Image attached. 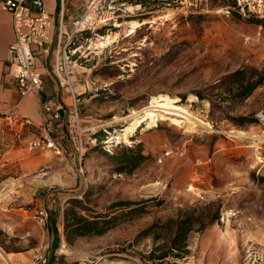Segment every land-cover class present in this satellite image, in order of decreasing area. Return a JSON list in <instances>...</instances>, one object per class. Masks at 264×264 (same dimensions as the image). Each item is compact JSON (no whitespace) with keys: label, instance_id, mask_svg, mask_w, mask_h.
<instances>
[{"label":"rangeland","instance_id":"1","mask_svg":"<svg viewBox=\"0 0 264 264\" xmlns=\"http://www.w3.org/2000/svg\"><path fill=\"white\" fill-rule=\"evenodd\" d=\"M79 2L64 43L74 52L80 128L68 99L63 125L50 132L62 154L31 148L44 124L0 114V264H203L205 248L212 264H264V84L238 100L222 81L238 68L264 67V19L241 16L234 0H100L96 21L74 33L91 0ZM133 20L154 22L127 35ZM109 33L117 41L96 48ZM160 96L178 97L212 127L145 122L129 144L115 138L108 148L135 119L125 117ZM124 201L132 204L115 206ZM41 206L49 228L34 219ZM190 215L188 252L159 259L175 236L170 220ZM82 217L101 231L68 233L66 224Z\"/></svg>","mask_w":264,"mask_h":264},{"label":"built area","instance_id":"2","mask_svg":"<svg viewBox=\"0 0 264 264\" xmlns=\"http://www.w3.org/2000/svg\"><path fill=\"white\" fill-rule=\"evenodd\" d=\"M100 0H91L86 20L75 22V32L91 27L96 21L93 16V9L97 8ZM235 10L244 17H256L264 19V0H234ZM0 9L7 10L12 15V25L15 34V41L10 46L9 73L17 82L21 93L38 94L44 86V76L37 67V56L42 54L49 56L52 50L53 37L51 29L53 25V14L46 9L44 0H0ZM92 11V12H91ZM58 40L56 52V70L61 84L67 89L71 96L70 114L72 120L80 128V93L72 80V70H70L71 56L74 55L70 49H67L68 43ZM54 109V112L52 111ZM66 109L63 104L57 107L45 105L42 108L44 116L52 112L53 119H60ZM12 122L23 125L19 117L10 114L7 116ZM29 123V122H28ZM45 134L31 141V148H48L55 153L62 154V148L50 136L52 126L44 123ZM110 143H106L110 148ZM109 151V149H107ZM34 219L37 224L43 228H48L50 213L46 207L39 208ZM40 260L45 262V255L40 256Z\"/></svg>","mask_w":264,"mask_h":264},{"label":"crops","instance_id":"3","mask_svg":"<svg viewBox=\"0 0 264 264\" xmlns=\"http://www.w3.org/2000/svg\"><path fill=\"white\" fill-rule=\"evenodd\" d=\"M44 3L46 9L53 14V25L51 29L53 37V52L49 56L42 54L37 56V67L41 70L44 76V86L38 94L28 93L23 95L17 82L9 73V49L15 41V34L12 25L11 13L7 10L0 9V114H6V116L14 114L19 117L23 125H27L28 122L33 125H43L48 122L51 126L54 124L55 127H58V131L61 127L60 125H63V120H61L62 117L60 119H53L52 112L47 113L44 116L42 108L45 105H51L55 108L59 105V103L67 106L69 104H66L68 103L66 100L70 99V101H72L70 94L61 84L57 75L55 51L58 47V40L60 39L61 41H64L68 35V18H72L76 14L78 6L81 2H79V0H44ZM65 17H67V19ZM65 20L67 24L65 23ZM41 56H44L45 60L41 59ZM52 111L54 112V109ZM57 225L58 223L56 220L52 218L51 226L54 228L53 231H55V226ZM57 230L60 241L56 240L53 243L55 253H57L58 244L62 242L60 229L57 228ZM210 252L211 248L204 249L203 264H212V261L209 258ZM8 254H14V252ZM53 262L54 260L52 263ZM76 263L88 264L80 261H77Z\"/></svg>","mask_w":264,"mask_h":264},{"label":"trees","instance_id":"4","mask_svg":"<svg viewBox=\"0 0 264 264\" xmlns=\"http://www.w3.org/2000/svg\"><path fill=\"white\" fill-rule=\"evenodd\" d=\"M222 81H224L225 92L234 96L238 100H245L248 98L258 87L264 84V67L262 69L256 67H241L237 70L227 74ZM202 97V95H200ZM221 101L229 100V96H220ZM239 121L249 120L247 116H240L237 118ZM243 125L242 123H238ZM132 204L131 201H124L117 205ZM107 222V221H105ZM104 222V223H105ZM170 222L176 225L175 236L170 241L168 248L169 252H164L159 259H163L169 255L174 257H183L185 253L188 252V233L193 229L194 216L190 215L186 218H180L179 220L171 219ZM68 233H72L75 236H82L88 233L100 232L102 226H99L97 220H89L88 218L82 217L78 219L75 223L66 224ZM51 263V258L48 264ZM72 264H77L76 262Z\"/></svg>","mask_w":264,"mask_h":264},{"label":"bare ground","instance_id":"5","mask_svg":"<svg viewBox=\"0 0 264 264\" xmlns=\"http://www.w3.org/2000/svg\"><path fill=\"white\" fill-rule=\"evenodd\" d=\"M170 15H165L164 19L169 18ZM112 17H106L101 20V22L106 23ZM154 22V20H144V21H137L133 20L129 22V29L127 35L134 34L138 28L142 27L145 23ZM117 26H122L121 23H117ZM119 37V33L113 34H106V35H99V38L95 42V47H105L117 41ZM160 112L172 113L173 115L168 116L161 114ZM140 113L143 115L139 116ZM203 116V115H202ZM135 117L134 121L130 124L129 127L123 130L120 136L112 137L108 140L111 142L112 139L117 138L116 142H123L129 144L131 142L130 137L134 135V131L137 127L142 126L143 123L148 124V128H154L157 126L160 120L171 119L173 123L178 125H184L187 127L188 130H194L199 126H203L206 128H211L212 125L206 121L203 117L199 116L198 114L193 113L191 110L188 109L187 106L182 105L179 103V98L175 97H168V96H160L157 98H153L151 104L145 107L142 111H133L130 115L125 118ZM194 132V131H193ZM244 131H238V134H243ZM63 183V182H62ZM63 185V184H62ZM147 189L153 190L158 188L156 184L150 185L145 187ZM64 245V244H63ZM6 258L9 260L8 255ZM185 264H193L192 262H186Z\"/></svg>","mask_w":264,"mask_h":264}]
</instances>
